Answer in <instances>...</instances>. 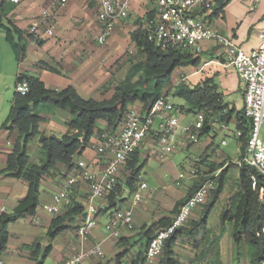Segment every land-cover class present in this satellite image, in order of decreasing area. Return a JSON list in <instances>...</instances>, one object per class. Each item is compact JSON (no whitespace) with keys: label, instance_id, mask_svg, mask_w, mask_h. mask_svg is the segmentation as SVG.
<instances>
[{"label":"crops","instance_id":"0c3cea01","mask_svg":"<svg viewBox=\"0 0 264 264\" xmlns=\"http://www.w3.org/2000/svg\"><path fill=\"white\" fill-rule=\"evenodd\" d=\"M155 1L137 0L133 3L129 15L118 20L111 36L104 44H99L97 37L100 25L97 21V5L92 1L18 0V2H14L13 0H0L2 7L5 8L4 12H1L3 21H9L15 25L23 33L26 41L24 56L20 60H16L5 37L2 39L0 34V53H2L0 58V99L9 103V107L0 105V213L11 212L17 205L24 188L27 187L26 181L2 173L7 166L8 155L19 136L17 130L1 127L9 113L14 94H16L15 87L18 76L20 74L36 76L46 87L54 90L73 87L83 98L94 100L109 98L114 92V83L124 77L130 67V61L134 60V57L128 59L129 66L123 76L120 74L122 68L119 69L118 64L124 65L127 54L134 51V55H136L132 34L140 28L143 29L148 14L154 10ZM193 14L211 29L224 36L232 37L246 52L257 48L258 34L264 29L262 19L264 0H229L219 11L214 12L213 8L204 10L196 7L193 9ZM41 16L48 17L53 27V35L47 36L42 31L41 36L35 37L30 33L31 22ZM197 53L198 57L195 59L193 56L191 57L194 59L192 66L186 71L180 72L181 81L175 83L170 81L164 87L163 93L171 94L174 100L175 97H178L176 89L180 83L194 87L202 84L206 79H210L215 85L217 93L219 86L223 91H226L218 94L227 109H234L235 114L241 112L243 115L244 84L237 77L235 68L225 64L224 49L212 39L202 40L200 51ZM41 63L46 66H42ZM219 70H225V73L234 79V84L223 82L221 75L216 79ZM208 73H211L212 76H208ZM202 74L206 77L204 80L201 77ZM4 76L5 79H3ZM113 80L116 81L113 83ZM9 98L10 100H8ZM178 98L180 102L173 103L176 109L181 112L179 115L181 122L183 124L193 122L197 109L191 108L183 99ZM127 109L136 110L142 115L147 111L137 101L128 105ZM55 110L53 114L56 117L40 114V133H44L42 126L51 131H58L59 135L67 132V123L71 119L70 112L60 108ZM159 122L160 119H156L151 134L137 148L139 156L144 162L138 177L137 189L142 182L146 183V187L141 189L142 200L133 208L132 230L128 231L123 228L119 239L109 237L104 230L112 213L131 206L134 192L137 190L130 192L126 184L129 171L121 169L118 173L120 193L114 200L108 201L105 197L94 200L98 212L96 225L90 232L89 240L83 246L87 248L98 244L100 252L85 260L84 264H131L137 258H144L142 264H158L159 259L151 262L145 260L148 247L145 245V231L162 217L173 218L179 206L199 187V182L202 179H213L214 189L208 195L205 203L192 210L189 221L178 232L177 240L173 245L174 257L182 264H251V246L243 241L236 243L232 234L234 222L225 221L222 223L220 219L224 209L237 207L241 195L238 182L239 171L235 175L238 188L225 189L226 177L231 172V167L226 165V161L232 159L229 154L214 148L216 146L215 136L220 133L222 145L227 144L226 137L231 135L239 144V153L242 152L240 137L235 135L236 130H241L237 128L235 116L232 115L231 120L227 123L221 121L219 115L212 117L210 127H207V131L201 134L195 143H190L183 135L178 134L175 139L178 148L175 152L183 153L185 159L176 165L171 161L174 159V157H170L171 155L160 159L154 153L156 144L154 136ZM223 123L229 125V130H222L221 124ZM97 127L102 130L106 128L105 123L101 120L98 121ZM99 133H95L89 140L88 146L92 151L87 153L84 148L79 154L73 156L74 166L72 169H66L59 164L50 176H45L41 180L40 202L35 215L8 224L9 239L6 251L0 255V264H36L41 253H32L25 247L36 240L40 243V251L47 245L51 247L43 264H62L79 251L81 245L76 235V229L83 220L89 203L87 184L78 182L69 189V202L61 203L58 213L52 214L43 206L51 203L53 195L61 189L64 179L75 173V165L78 160L85 161L95 172H101L105 168L109 157L98 154L95 149ZM38 138L39 134L28 141L26 151L29 164L41 161ZM222 141H225V144ZM146 146H148L147 149ZM150 157L159 161L162 164L161 167L157 168L150 163ZM186 162H189L188 168H185ZM166 167L167 171L176 168V171L172 172L171 180L167 179ZM142 171L147 176L146 178L141 176ZM222 172L223 187L215 189L216 181ZM221 198L224 202L217 218L215 216L213 222H210L208 213L205 222L198 228L194 227L193 222L202 217L206 207L212 201L215 205L216 201ZM209 199L211 200L209 201ZM74 204L81 205L83 211L81 214L68 216L67 212L72 211ZM56 215L64 216L62 225L65 228L51 239L47 232L52 218ZM192 228L193 230H191ZM262 264H264V260Z\"/></svg>","mask_w":264,"mask_h":264},{"label":"trees","instance_id":"16d2710c","mask_svg":"<svg viewBox=\"0 0 264 264\" xmlns=\"http://www.w3.org/2000/svg\"><path fill=\"white\" fill-rule=\"evenodd\" d=\"M228 1L213 0V11L221 10ZM1 2L0 31L4 33L5 40L12 49L16 60H20L26 52V41L23 33L15 25L9 21H3L1 12H4L5 8L2 7ZM152 13H149L147 17H151ZM132 39L137 51L133 58L134 60L130 61V67L124 77L114 83V92L107 99L83 98L73 87L54 90L46 87L36 76L25 74L18 76L17 81L21 79L27 80L29 90L24 96L17 93L14 94L9 113L1 124L2 128L17 130L19 133L18 139L8 155L7 166L2 173L26 181L27 190L11 212L0 213V255L7 249L9 239L8 224L18 219L35 215L40 202L39 189L41 180L45 176H50L59 164L66 169H72L74 166L73 156L79 154L88 145L90 138L95 133L114 131L121 126L127 113L128 105L137 101L141 103L143 109L148 110L154 101L163 94L164 87L169 84L172 71L192 57L188 51L155 47L147 40L145 31L141 28L132 34ZM41 65L46 66L43 63ZM176 94L191 108L202 111L206 115L201 134L207 131V127H210L212 117L219 115L220 120L227 123L234 115L237 120V128L243 132L239 140L244 149L249 121L244 118L241 112H236L235 114L234 109H227L210 79H206L202 84L194 87L180 83L177 86ZM48 106H54L70 112L71 119L67 123L68 129L64 134L46 135L40 133L39 122L41 119L39 112ZM99 120L105 123L106 128L104 130L97 127ZM38 134V142L40 150L43 152V157L39 163L29 164L26 151L27 144L29 140ZM143 166L144 162L140 158L137 149L122 168L129 171L126 184L130 192L137 189L138 177ZM252 174L256 176L257 180L255 188L252 187L250 177ZM222 179L223 172L216 181L215 189H222ZM205 180L202 179L199 182V186ZM238 182L241 190L239 203L236 208L228 207L224 209L220 219L222 223L225 221L234 222L232 233L234 241L236 243L243 241L249 244L252 248L251 264H262L264 260V181L255 169L241 168L239 169ZM213 189L209 191L208 195ZM119 193L120 188L119 183H117L115 188L105 198L108 201H113ZM212 204L213 201L206 207L202 217L198 221L193 222L194 227L198 228L205 222ZM82 211L83 207L81 205L74 204L72 205V211L67 212V215L81 214ZM97 216L98 212L96 213ZM63 220V215H56L52 218L47 232L49 238H54L65 228L62 225ZM171 220L172 218L162 217L151 224L144 233L146 236L145 245L148 246L149 240L155 232L160 228L166 227ZM183 227L184 225L178 228L166 240L161 254L156 258L159 259L158 264H182L174 257L173 245L177 240L178 232ZM25 247L30 249L32 253H41L36 264H43L44 259L51 250L50 245H47L40 251V243L37 240ZM143 262L144 258H137L131 264H142Z\"/></svg>","mask_w":264,"mask_h":264},{"label":"built area","instance_id":"2783aa9c","mask_svg":"<svg viewBox=\"0 0 264 264\" xmlns=\"http://www.w3.org/2000/svg\"><path fill=\"white\" fill-rule=\"evenodd\" d=\"M18 2V0H13ZM62 1V0H61ZM97 5V21L100 32L97 37L99 44H104L111 36L118 20L130 13L129 0H89ZM213 0H156L153 15L147 17L143 30L147 40L155 47L177 49L181 51H200L202 40H215L225 51V64L235 68L244 84L243 116L249 121V129L241 156L230 160L237 168H253L264 181V142L259 137L264 126V29L259 34L257 48L250 52L244 51L230 36H224L209 28L201 19L193 14V9H212ZM62 3V2H61ZM264 22V16H263ZM30 33L39 37L53 35V27L48 17L41 16L31 22ZM29 90L26 79L16 82L15 91L24 96ZM180 111L173 103L169 93L161 94L145 112L128 109L121 126L114 131H102L97 135L95 149L98 154L107 155L108 162L101 172L92 171L83 160L76 162V172L68 175L51 200L43 208L52 214L59 211L61 203H68V191L78 182L87 184L89 203L83 220L77 227V238L80 243L78 252L71 255L62 264H84V261L100 252L98 244L85 248L91 230L96 225L97 209L94 200L105 197L118 183V173L131 158L135 150L151 134L156 119H160L155 131L154 153L163 159L177 150L176 136L181 134L190 143H195L201 136L206 115L202 111L194 113L193 122L183 124L179 118ZM224 131L229 130L228 124H221ZM242 130L235 135L241 137ZM225 144V141H222ZM252 187L256 186V176L251 175ZM213 179L205 180L178 208L171 222L158 229L149 240L145 260L151 262L162 252L166 240L180 227L185 225L192 210L206 201L209 191L213 188ZM146 183L142 182L134 192L129 208L119 209L112 213L104 226L109 237L118 239L121 230H132L133 208L142 200V190Z\"/></svg>","mask_w":264,"mask_h":264},{"label":"rangeland","instance_id":"374dc122","mask_svg":"<svg viewBox=\"0 0 264 264\" xmlns=\"http://www.w3.org/2000/svg\"><path fill=\"white\" fill-rule=\"evenodd\" d=\"M135 2H137V0H129V5H130V8L133 6V3H135ZM142 9V8H141ZM142 11H144V9H142ZM210 28V27H209ZM1 35H2V39H4V33L3 32H1L0 33ZM42 35V34H41ZM40 35V36H41ZM212 41H214L215 43H217L215 40H213L212 39ZM188 52H190L191 54H192V56H193V58L195 59L196 57H198L199 56V54L198 53H195L194 51H188ZM134 51L133 52H131V53H129V54H127L126 55V61H124V65H120V64H118V68L119 69H121L122 71L120 72V74L123 76L124 75V72H125V70L127 69V67L129 66V64H128V59L131 57H134L135 55H134ZM2 57V53H0V58ZM194 59H189V60H187V61H185V62H183V63H181L178 67H176L173 71H172V73H171V75H170V78H169V82L171 81L172 83H175V82H180L181 81V77H180V72L181 71H186L188 68H190V66H192V64H193V61H194ZM207 70V69H206ZM209 75L208 76H212V74L211 73H208ZM217 76H216V79H217V77L219 78V76L221 75V77H222V81L224 82V81H227V84H234V79L233 78H231V76L229 75V74H227V73H225V70H219V72L216 74ZM201 77H203V80L206 78L205 77V75H201ZM238 78H239V76H237ZM123 78V77H122ZM3 79H5V76L3 77ZM14 80H15V77H14ZM116 80H113V83L115 82ZM217 84L219 85V81L217 82ZM222 92H226V91H223V89L219 86L218 87V93H222ZM12 94H13V92H12ZM12 94H11V97H12ZM10 97V98H11ZM10 98L8 99V100H10ZM173 102L175 103V104H177V103H179L180 102V99L178 98V97H175L174 98V100H173ZM0 105H3V106H5V107H9V103L7 102V101H4L3 99H0ZM56 108L54 107V106H48V107H44L43 109H41L40 110V112H39V115L40 114H42V115H45V116H54V117H56L53 113L56 111L55 110ZM43 121L44 122H46L45 121V119H43ZM42 130L44 131V134H46V135H50V134H56V135H59V133H58V131H51L50 129L48 130V129H45L43 126H42ZM259 137L261 138V140L264 142V126L262 127V129H261V131H260V134H259ZM221 138H222V136H221V134L220 133H218L216 136H215V144H216V146H214V148H218V150L219 151H222V152H224V153H227V154H229V156L231 157V159L232 160H234V159H237L238 157H240L241 156V153H239L240 152V150H239V144H238V142H237V140L235 139V138H233V136H227L226 137V139H227V144H225V145H222L221 144ZM91 142H93L92 140H91ZM144 145V144H143ZM147 147L148 146H146L145 148L147 149ZM85 148V150L84 151H86L87 150V153L91 150L90 149V146H85L84 147ZM40 152H41V157H43V152L41 151V150H39ZM92 151V150H91ZM177 151V150H176ZM93 152H95L94 150H93ZM170 157H174V159H172L171 161L173 162V164L174 165H176L178 162H182V160L183 159H185L184 158V154L183 153H180V152H175L174 154H171V156ZM42 159V158H41ZM36 161V160H35ZM149 162L150 163H152L154 166H156L157 168H160L161 167V163L159 162V161H157V160H155L153 157H150V160H149ZM36 163H39V162H36ZM226 165H229L230 167H231V172H230V175H227V177H226V186H225V189H237L238 188V186H237V184H236V177H235V175H237L238 174V168L233 164V163H231L230 161H226ZM165 166H166V164H165ZM188 166H189V162H186V164H185V168H188ZM165 170H166V173H167V179L168 180H171V177H172V172H174V171H176V168H175V170H168L167 171V167L165 168ZM233 175H234V177H233ZM141 176L142 177H147L144 173H143V171H142V173H141ZM26 190H27V187H25L24 188V192L20 195V197H19V199L20 198H22L24 195H25V193H26ZM18 199V200H19ZM211 199H209V201H210ZM224 201H223V199L221 198V199H219L218 201H216V203H215V205L213 204V206L212 207H210L209 208V214H208V216H209V219H210V222L212 221L213 222V219L215 218V216H216V218H217V215L219 214V212L221 213V209H222V203H223ZM237 252H238V250H237ZM235 257H236V255H235ZM46 260V259H45ZM235 262H236V259H235Z\"/></svg>","mask_w":264,"mask_h":264}]
</instances>
